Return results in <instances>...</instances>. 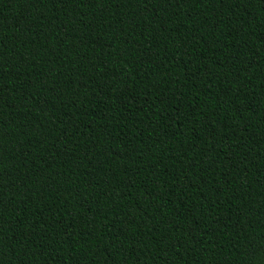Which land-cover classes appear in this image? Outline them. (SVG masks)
Segmentation results:
<instances>
[{"label": "trees", "instance_id": "16d2710c", "mask_svg": "<svg viewBox=\"0 0 264 264\" xmlns=\"http://www.w3.org/2000/svg\"><path fill=\"white\" fill-rule=\"evenodd\" d=\"M0 264H264V0H0Z\"/></svg>", "mask_w": 264, "mask_h": 264}]
</instances>
